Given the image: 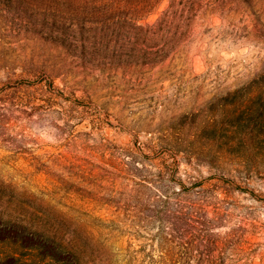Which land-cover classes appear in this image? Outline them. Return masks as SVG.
<instances>
[{
    "label": "rangeland",
    "instance_id": "obj_1",
    "mask_svg": "<svg viewBox=\"0 0 264 264\" xmlns=\"http://www.w3.org/2000/svg\"><path fill=\"white\" fill-rule=\"evenodd\" d=\"M203 1L215 6L175 53L120 65L81 61L0 4V94L11 106L0 192L34 224L0 220V264H62L58 244L78 232L108 264H151L162 225L186 264H264V141L240 138L233 124L244 97L220 99L264 72V0ZM143 175L151 185L136 184ZM157 188L218 207L222 241L183 248L189 235L162 224Z\"/></svg>",
    "mask_w": 264,
    "mask_h": 264
},
{
    "label": "trees",
    "instance_id": "obj_2",
    "mask_svg": "<svg viewBox=\"0 0 264 264\" xmlns=\"http://www.w3.org/2000/svg\"><path fill=\"white\" fill-rule=\"evenodd\" d=\"M158 1L0 0V4L16 15L26 28L31 31H45L46 38L61 44L81 61L120 65L165 60L184 44L190 35L191 25L200 12L210 4L215 6L212 1L168 0L166 8L154 22L145 21ZM20 86V83L8 84L2 88ZM243 97L242 105L232 113L236 120L233 124H237V127L243 126L240 129V138L261 144L264 141V72L247 84L227 92L220 99L228 103ZM10 111V101L4 93L0 94V122ZM159 174L160 179H163V174ZM136 184L141 187L151 185L152 179L143 175ZM156 196L161 204L156 212L162 224H167L170 235L173 236L176 232L186 236L185 233H188L189 237L183 248L190 249L200 244L203 239L211 245L222 241L213 229L222 222L218 207H208V203L198 200L181 203L182 200L177 198L178 202L171 201L172 197L166 189H159ZM4 197L6 195L0 192L1 221L7 218L8 221H24L34 226L30 213L24 211L21 205L13 210L9 209V200L5 201ZM4 213H7L6 217ZM40 230L41 233L47 230L54 235L58 232L56 227H42ZM164 230L162 225L159 234L161 251L158 258H152L151 264H186L174 249V236H163ZM58 246L66 251V257L59 263L108 264L102 255L93 253L95 249L87 233H75L65 243L60 240ZM213 249L210 248L211 251ZM9 254L16 255L15 251ZM50 261L56 260L51 258ZM215 261L211 260V263L214 264Z\"/></svg>",
    "mask_w": 264,
    "mask_h": 264
}]
</instances>
